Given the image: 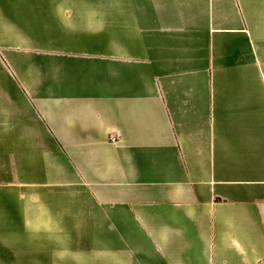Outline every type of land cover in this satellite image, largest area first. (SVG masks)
I'll return each mask as SVG.
<instances>
[{"label":"crops","instance_id":"crops-1","mask_svg":"<svg viewBox=\"0 0 264 264\" xmlns=\"http://www.w3.org/2000/svg\"><path fill=\"white\" fill-rule=\"evenodd\" d=\"M0 264H264V0H0Z\"/></svg>","mask_w":264,"mask_h":264}]
</instances>
